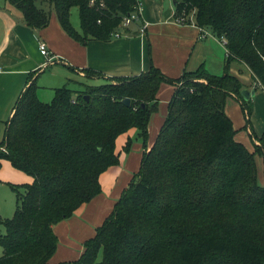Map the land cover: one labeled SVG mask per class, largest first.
<instances>
[{"label": "trees", "instance_id": "trees-1", "mask_svg": "<svg viewBox=\"0 0 264 264\" xmlns=\"http://www.w3.org/2000/svg\"><path fill=\"white\" fill-rule=\"evenodd\" d=\"M5 1L33 30L54 14L80 43L110 41L139 8V0ZM74 7L79 31L70 22ZM174 19L224 39L221 75L200 67L167 79L151 66L107 84L81 83L78 90L67 84L48 103L39 100L33 81L23 90L0 143V162L32 180L22 192L11 187L16 209L0 218V264H49L57 246L53 227L100 193V175L119 164L115 141L130 129L146 148L139 170L75 264H264V185L256 163L262 158L264 174V133L260 147L249 151L235 140L225 114L227 97L242 90L231 63L244 64L264 90V0H177ZM184 78L197 82L177 88ZM162 83L176 88L147 149ZM243 112L249 118L247 101Z\"/></svg>", "mask_w": 264, "mask_h": 264}, {"label": "crops", "instance_id": "crops-1", "mask_svg": "<svg viewBox=\"0 0 264 264\" xmlns=\"http://www.w3.org/2000/svg\"><path fill=\"white\" fill-rule=\"evenodd\" d=\"M176 2L139 0L138 20L128 25L127 30H119V38L80 43L63 32L54 14L45 28L33 30L22 22L20 12L3 0L0 3V143L21 93L32 81L37 86V96L50 99L55 89L67 84L73 90L80 89L81 83L107 84L111 80L147 73L151 66L167 79H178L200 67L213 75H221L227 53L224 42L194 24L176 23ZM70 22L75 30H80L78 23ZM140 28L144 31L140 32ZM40 43L46 46L48 57L40 53ZM86 71L99 73L101 78L89 77ZM229 71L242 84V90L254 93L247 100L251 107L249 118L243 112L245 100L241 96L231 94L225 102V114L232 122L235 140L253 151L264 133V90L252 82L251 72L244 64L231 63ZM175 88L169 83L159 86L157 109L148 124L147 149L154 143L164 122ZM256 121L262 126L258 134L252 124ZM145 149L135 129L117 137L115 152L119 164L100 175L98 195L72 217L53 227L57 246L49 264L76 263L84 252V243L94 237L96 229L111 214L138 172ZM2 162L0 167L7 163L11 166L6 160ZM256 163L258 180L264 184L262 158L256 157Z\"/></svg>", "mask_w": 264, "mask_h": 264}, {"label": "rangeland", "instance_id": "rangeland-1", "mask_svg": "<svg viewBox=\"0 0 264 264\" xmlns=\"http://www.w3.org/2000/svg\"><path fill=\"white\" fill-rule=\"evenodd\" d=\"M1 2H3V0H0V3ZM70 15H71L70 20L72 22L78 23L79 25L78 10L76 7L71 9ZM187 80H189L190 82H197L196 79H185L184 78L178 82L177 88L183 86V84ZM38 98L43 103H48L52 100L53 97L48 99L47 97H44L43 95L38 94ZM252 124L254 126V130L256 133L259 131L261 132L262 126H261L260 121H256V123L252 122ZM120 140L121 139H119L118 141ZM117 145L119 144L117 143ZM258 145L259 147L261 145L259 139H258ZM1 162H0V165H1ZM31 180L32 179L28 177L27 175H25L24 173L13 169L8 163L5 164V166L3 165L0 167V218L2 219L11 218L16 209V197H15V193L11 189L12 185L18 188L20 192H22L23 188L20 186L26 182H31ZM261 185H264V184H261ZM4 232H5L4 228L0 226V234L2 235L4 234ZM1 253H2V249L0 248V256H1Z\"/></svg>", "mask_w": 264, "mask_h": 264}, {"label": "built area", "instance_id": "built-area-1", "mask_svg": "<svg viewBox=\"0 0 264 264\" xmlns=\"http://www.w3.org/2000/svg\"><path fill=\"white\" fill-rule=\"evenodd\" d=\"M140 9H141V6H140V3H139L138 13L137 12H134V13L130 14L129 16L125 17L123 19V21H122V26L123 27H127L132 22L138 20L139 13H140ZM190 20L193 21L192 18ZM175 22L178 23V24H181L178 20H175ZM191 24H193V22ZM181 25H185V24H181ZM143 31H144V29L143 28H140V32H143ZM119 37H120L119 34H114L113 35V38H119ZM222 41L225 42L224 39H222ZM39 50H40V53L43 56H45V57H48L49 56V52H48V50H47V48H46V46L44 44H42V43L39 44Z\"/></svg>", "mask_w": 264, "mask_h": 264}, {"label": "water", "instance_id": "water-1", "mask_svg": "<svg viewBox=\"0 0 264 264\" xmlns=\"http://www.w3.org/2000/svg\"><path fill=\"white\" fill-rule=\"evenodd\" d=\"M254 93H250L248 90L244 89L240 92V96L242 97L243 100L247 101L250 96H252ZM88 100V96L85 98ZM122 104L126 107L130 106V100L128 98H125L122 100ZM143 106V105H142Z\"/></svg>", "mask_w": 264, "mask_h": 264}]
</instances>
